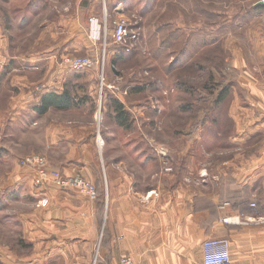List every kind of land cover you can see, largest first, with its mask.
<instances>
[{
    "label": "rangeland",
    "instance_id": "rangeland-1",
    "mask_svg": "<svg viewBox=\"0 0 264 264\" xmlns=\"http://www.w3.org/2000/svg\"><path fill=\"white\" fill-rule=\"evenodd\" d=\"M27 1L18 0L11 7L19 21H27L32 13L26 9ZM34 1L35 14L29 25L11 29L15 38L10 44L12 53L36 57L38 69L29 76L34 82L30 92L36 98L49 90H67L76 103L88 102L78 111L52 115L82 119L93 116L99 130L96 140L102 165L108 148L117 145L116 141L122 145L127 132L142 131L146 135L140 140L138 135L132 137L145 147L148 162H190L196 165V171L204 165L217 168L219 151L238 146L232 144L235 131L264 129L258 123L240 124L233 117L239 103L248 110L251 105L257 110L255 105L261 100L264 104V68L259 66L264 62L259 57L264 42L257 39L264 37L262 0H148L142 12L139 0H131V20L127 24L129 33L134 32L137 39L130 46L117 44L113 37L116 22L123 14V0H98L95 7L87 0ZM92 17L99 18L102 25L98 42L90 37ZM43 22L50 26H42ZM50 53H55L58 60L64 56L61 64L58 62L66 67L61 76L58 69L48 74L52 69L44 58ZM67 57H90L95 65L75 72L65 64ZM10 78L5 75L3 80L9 83ZM225 89L228 95L220 100ZM120 94L131 108L126 110L127 127L117 121L113 107ZM9 100L10 93L3 92L1 108L5 110ZM138 105L144 108L143 116L139 121H130L138 116ZM32 109L28 108L30 115ZM7 114L6 110L5 120ZM32 116L36 118V114ZM38 138L27 131H13L4 123L0 142V264H59L54 259L43 262V236L29 230L42 210L43 192L38 190L56 184L48 181L36 187V169L25 161L41 157L52 170H58L49 163L44 148L36 149L42 145ZM263 141L252 138L245 143L260 146L258 143ZM209 149L214 154L207 153ZM228 154L233 159L231 155L238 153ZM58 171L64 177H80L96 186L82 175ZM167 171L174 173L171 167ZM215 173L210 172L212 176ZM96 189L98 200L100 192ZM64 190L84 194L73 188ZM212 192L218 194L222 189L215 186Z\"/></svg>",
    "mask_w": 264,
    "mask_h": 264
},
{
    "label": "crops",
    "instance_id": "crops-1",
    "mask_svg": "<svg viewBox=\"0 0 264 264\" xmlns=\"http://www.w3.org/2000/svg\"><path fill=\"white\" fill-rule=\"evenodd\" d=\"M17 1L0 0V142L4 123L13 131L39 135L42 145L36 149L44 148L42 152L53 168L92 180L100 192L98 200H91L79 191L56 185L38 190L43 192L42 210L29 230L43 236V262L54 259L59 264H121L123 257H130L136 264H203L204 242L227 238L234 264H264V141L258 143L260 146L245 143L252 138L264 139V129L235 131L232 144L238 146L219 151L217 168L204 165L201 172L190 162H148L145 147L132 137L138 135L140 140L146 135L142 131L127 132L122 145L116 141L117 145L108 148L102 165L96 140L99 130L93 116L82 119L52 115L78 111L88 102H75L69 110L51 108L43 115L36 111L43 96L62 94L64 90H49L37 98L30 92L34 82L29 76L38 69L36 57L12 53L10 44L15 41L11 29L29 25L34 17L35 1L26 3L27 11L32 12L27 21H19V15L11 11ZM147 1L139 0L140 12ZM87 2L95 7L98 0ZM130 3L123 0L119 21L131 20ZM42 26L50 25L43 22ZM257 39L264 42L262 36ZM259 54L262 60L264 52ZM63 57L58 60L55 53L45 56L52 69L48 74L58 69L60 75L66 69L58 65ZM261 65L264 68V62ZM5 75L11 77L9 83L3 80ZM3 92L10 93L5 110L1 108ZM121 95L117 99L125 110H131ZM259 103L255 105L257 110L252 105L248 110L237 104L235 121L264 125L263 100ZM31 107L36 118L29 114ZM135 107L138 116L130 119L133 122L141 119L144 110L140 105ZM6 110L8 120L4 119ZM231 151L238 153L231 155L233 159L228 157ZM207 153L214 154L210 149ZM168 167L174 173L170 174ZM215 186L222 192H212ZM224 219L231 221L225 223Z\"/></svg>",
    "mask_w": 264,
    "mask_h": 264
},
{
    "label": "built area",
    "instance_id": "built-area-1",
    "mask_svg": "<svg viewBox=\"0 0 264 264\" xmlns=\"http://www.w3.org/2000/svg\"><path fill=\"white\" fill-rule=\"evenodd\" d=\"M92 1V0H90ZM264 0L259 4H263ZM90 37L94 42L101 40L102 25L97 17L90 19ZM113 37L117 44L130 46L131 42L137 39L134 32L129 33L128 24L126 21L116 22ZM64 62L69 68L75 72H84L87 69L94 67L93 58L90 57H67ZM25 163L36 169L37 176L35 180L36 187H43L48 181L54 182L57 186L63 189L73 188L80 190L88 195L91 199L97 198V189L94 184L80 177H64L58 170H52L47 161L41 157L28 158ZM255 205L253 204V207ZM230 219H224L225 223H229ZM264 223V220L262 221ZM203 264H234L231 255L230 241L227 238H210L203 244ZM121 264H136L130 257H124Z\"/></svg>",
    "mask_w": 264,
    "mask_h": 264
},
{
    "label": "trees",
    "instance_id": "trees-1",
    "mask_svg": "<svg viewBox=\"0 0 264 264\" xmlns=\"http://www.w3.org/2000/svg\"><path fill=\"white\" fill-rule=\"evenodd\" d=\"M261 5H257L259 7ZM228 95V90L222 91L220 100H224ZM75 101L72 99L69 91H64L62 94L49 93L42 97L41 105L36 108L39 115L47 113L51 108L58 110H69L74 107ZM113 107L116 112L117 121L122 126H126L125 121L129 120V114L126 112L124 105L119 100L113 101ZM127 122V121H126ZM127 127V126H126Z\"/></svg>",
    "mask_w": 264,
    "mask_h": 264
}]
</instances>
